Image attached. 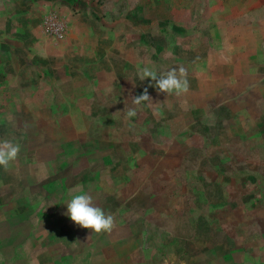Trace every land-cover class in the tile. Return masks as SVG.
Listing matches in <instances>:
<instances>
[{
    "label": "rangeland",
    "instance_id": "374dc122",
    "mask_svg": "<svg viewBox=\"0 0 264 264\" xmlns=\"http://www.w3.org/2000/svg\"><path fill=\"white\" fill-rule=\"evenodd\" d=\"M34 1L53 7L17 47L0 0V140L21 146L0 167V264H264V0ZM180 65V96L138 76ZM145 88L154 105H133ZM47 89L70 97L21 93ZM77 186L111 233L65 215Z\"/></svg>",
    "mask_w": 264,
    "mask_h": 264
},
{
    "label": "clouds",
    "instance_id": "9594fccd",
    "mask_svg": "<svg viewBox=\"0 0 264 264\" xmlns=\"http://www.w3.org/2000/svg\"><path fill=\"white\" fill-rule=\"evenodd\" d=\"M138 76L141 81L150 78L154 81V86L159 92L167 95L175 94L180 96L189 90L188 71L183 66L174 67L166 72L158 74L157 71L149 66L138 69ZM135 106H140L148 102V106L154 105L152 98L145 88L141 95L135 96L131 100ZM136 108H128L126 116L133 118L137 116ZM21 151L18 143L11 140H0V167L5 171L9 170L10 165L15 162ZM73 194L67 200V212L65 215L78 226L91 229L93 233H111L115 228V217L110 212H106L94 201L90 192L85 191L82 186H77L70 190Z\"/></svg>",
    "mask_w": 264,
    "mask_h": 264
},
{
    "label": "crops",
    "instance_id": "0c3cea01",
    "mask_svg": "<svg viewBox=\"0 0 264 264\" xmlns=\"http://www.w3.org/2000/svg\"><path fill=\"white\" fill-rule=\"evenodd\" d=\"M41 6L35 3L34 0H17V36L19 37L17 40L20 41L17 43V47H20L23 45L22 41L20 40V36H27V35H34L37 33V25L39 18L41 17L42 13L44 10L48 9L49 7H53V5L49 6L48 4L43 6L44 9H40ZM80 29L78 30L77 27H73L72 33H76L77 35L79 34ZM73 46L71 48L72 51L76 53V57L78 59L79 54L83 52L82 49L84 47L82 46V40L80 39H74L73 40ZM21 44V45H20ZM85 50V49H84ZM18 62V59H17ZM19 66V64H17ZM36 80V79H35ZM53 88V87H51ZM46 89V88H45ZM25 92V93H24ZM19 91L17 92L18 95ZM21 93L23 94L24 98H29V97H36V98H43L44 95L52 97H57L59 99H63L65 97H70L69 92H63V91H54L52 89H47L45 90H37L33 93L28 92V91H22ZM1 197V196H0ZM0 204H1V199H0ZM3 217L0 215V222H2ZM22 220L20 218H17V222H21ZM4 256V254H2Z\"/></svg>",
    "mask_w": 264,
    "mask_h": 264
},
{
    "label": "built area",
    "instance_id": "2783aa9c",
    "mask_svg": "<svg viewBox=\"0 0 264 264\" xmlns=\"http://www.w3.org/2000/svg\"><path fill=\"white\" fill-rule=\"evenodd\" d=\"M48 24L51 26V28L56 31V32H60L61 27L59 24H57L54 20H49Z\"/></svg>",
    "mask_w": 264,
    "mask_h": 264
}]
</instances>
